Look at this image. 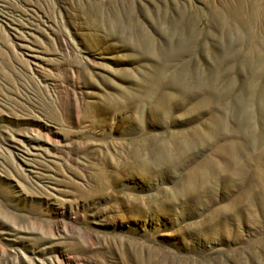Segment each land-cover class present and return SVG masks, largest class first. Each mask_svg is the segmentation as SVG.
I'll return each mask as SVG.
<instances>
[{
  "label": "rangeland",
  "instance_id": "obj_1",
  "mask_svg": "<svg viewBox=\"0 0 264 264\" xmlns=\"http://www.w3.org/2000/svg\"><path fill=\"white\" fill-rule=\"evenodd\" d=\"M0 264H264V0H0Z\"/></svg>",
  "mask_w": 264,
  "mask_h": 264
},
{
  "label": "bare ground",
  "instance_id": "obj_2",
  "mask_svg": "<svg viewBox=\"0 0 264 264\" xmlns=\"http://www.w3.org/2000/svg\"><path fill=\"white\" fill-rule=\"evenodd\" d=\"M206 166V165H205Z\"/></svg>",
  "mask_w": 264,
  "mask_h": 264
}]
</instances>
